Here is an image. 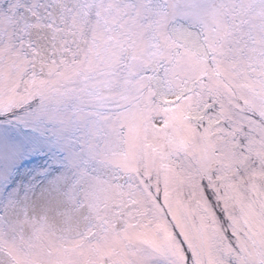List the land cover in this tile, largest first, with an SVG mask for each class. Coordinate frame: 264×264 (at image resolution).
<instances>
[{"label": "snow or ice", "instance_id": "snow-or-ice-1", "mask_svg": "<svg viewBox=\"0 0 264 264\" xmlns=\"http://www.w3.org/2000/svg\"><path fill=\"white\" fill-rule=\"evenodd\" d=\"M0 120V264H264V0H0Z\"/></svg>", "mask_w": 264, "mask_h": 264}, {"label": "rangeland", "instance_id": "rangeland-1", "mask_svg": "<svg viewBox=\"0 0 264 264\" xmlns=\"http://www.w3.org/2000/svg\"><path fill=\"white\" fill-rule=\"evenodd\" d=\"M0 126L11 127L13 129H15L14 125H8V124L4 123L2 120H0ZM2 146L3 147H11V145L6 144V143L3 144ZM15 149H16V152L18 153V158L16 161L17 163L24 161V160H28L29 158L37 155V153L35 152V150L32 147H27L24 145L17 144V145H15ZM22 171L27 172L28 168H24V169H22Z\"/></svg>", "mask_w": 264, "mask_h": 264}]
</instances>
